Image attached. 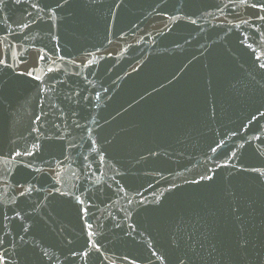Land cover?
I'll return each mask as SVG.
<instances>
[{
    "label": "water",
    "instance_id": "95a60500",
    "mask_svg": "<svg viewBox=\"0 0 264 264\" xmlns=\"http://www.w3.org/2000/svg\"><path fill=\"white\" fill-rule=\"evenodd\" d=\"M258 16L229 0H3L8 264H264Z\"/></svg>",
    "mask_w": 264,
    "mask_h": 264
},
{
    "label": "snow or ice",
    "instance_id": "6c2138e0",
    "mask_svg": "<svg viewBox=\"0 0 264 264\" xmlns=\"http://www.w3.org/2000/svg\"><path fill=\"white\" fill-rule=\"evenodd\" d=\"M17 2H19V0H17ZM2 3H3V0H0V4H2ZM229 4L232 5L233 7L244 6V7H246V8L250 7V8H253V9H259V10H261V11H264V0H253V2H250V0H229ZM31 6H32L33 8L38 9V10H41V11L43 10V9H40V6H39L37 3H33ZM227 6H228V5H225V7H227ZM44 7L47 8L48 6L45 5ZM60 7H62V5H61L60 3H57V4H56V8H60ZM56 8H51V9H50V11L52 12L53 17L55 16ZM257 18H258V19H261V20H264V16H258ZM192 23H195V21H192ZM241 23L247 24L248 21H247V20H242ZM24 27L27 28L28 25L25 24ZM261 39H264V34H261ZM248 47L251 48L252 45H248ZM262 55H264V53H262ZM259 58H260V57H257V60H259ZM40 59H43V57H40ZM89 63L91 64V63H93V61H89ZM0 64H5V66H7V65H6V62L3 61V60H0ZM259 66H260L261 68H264V63L260 64ZM49 71H50V72H51V71H55V69L49 68ZM27 75H29V76H33V73H32V72H28ZM34 79H36V80H41L42 77H40V76H34ZM262 115H264V114H262ZM40 119H41L40 116H37V117H36V120H40ZM251 119L255 120L256 117L253 116ZM34 131H39V130H38V129H34ZM255 139H260V137L257 136V137H255ZM241 147H243V145H241ZM38 150H39V144H33L31 150H28V149L26 148V149H25L24 151H22V152H21V151H17V152L15 153V155H16L17 157H19V156H32V155H34V153H35L36 151H38ZM212 151H215V149H212ZM233 155H235V153H233ZM28 167L31 168L32 166L29 164ZM218 167H219V166H218ZM36 171H39V169H36ZM252 171H255V172L259 173L261 176H264V169L255 168V169H252ZM5 174H7V170H5ZM212 179H213V177H212L211 175H208V176H201V177H200V180H212ZM196 183H199V181H196ZM33 190H34V189L32 188V186L29 185L28 187H26V188L24 189V191L20 192V195H21V196H24V195H26V194H28V193H31ZM76 200H77V202H78L79 204H81V205L84 203V201H83L82 199H80V197H76ZM83 211L86 212L87 209H83ZM16 216L19 217V216H20V213L17 212V213H16ZM5 219H7V217H5ZM87 227H88L89 229H91L92 226L89 224V225H87ZM5 228H6V226H5ZM23 230H24L25 232H27V231H28V226H23ZM10 234H11V233H10V230H5V231L3 232V235H0V264H8V249H7L6 247H4V245H5L6 243H10L9 241H7V240L5 239V237L9 236ZM93 235H95V233H93L92 231H89V232H88V236H89V237H91V236H93ZM20 239L23 240L24 237H23V236H20ZM90 243H91L92 248H95L96 250H99V245H98L95 241H91ZM11 246H12L13 248L16 247L15 243H11ZM88 254H89V253H88L87 251H85V252H83V253H78V252H73V253H72L73 256L82 255V256H84V257H87ZM153 254L155 255V253H153ZM44 255L47 256L48 253L45 252ZM158 258H159V259H163V257H158Z\"/></svg>",
    "mask_w": 264,
    "mask_h": 264
}]
</instances>
